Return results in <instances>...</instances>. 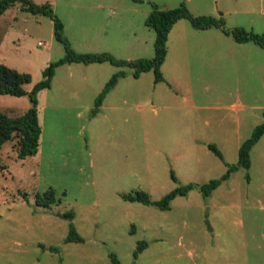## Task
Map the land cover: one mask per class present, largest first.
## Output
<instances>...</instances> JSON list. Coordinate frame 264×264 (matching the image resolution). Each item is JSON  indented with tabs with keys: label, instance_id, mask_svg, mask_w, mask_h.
Segmentation results:
<instances>
[{
	"label": "rangeland",
	"instance_id": "1",
	"mask_svg": "<svg viewBox=\"0 0 264 264\" xmlns=\"http://www.w3.org/2000/svg\"><path fill=\"white\" fill-rule=\"evenodd\" d=\"M31 1L50 5L73 51L128 61L153 56L154 32L144 25L151 3L165 10L184 2L191 15L221 19L227 30L264 35V0ZM165 49L158 82L151 70L133 78L131 68L108 62L54 69L38 95L36 153L17 158L15 135L0 146V264H109L111 253L119 264H264V135L248 168L206 197L191 189L165 210L121 197L141 190L156 201L218 178L264 120V49L186 19L170 28ZM62 55L48 17L17 2L0 14V63L30 74L25 92ZM118 71L124 75L93 113ZM28 106L26 94H0L9 117ZM48 189L55 203L36 205L35 195ZM69 224L81 242L64 241ZM140 241L145 247L134 257Z\"/></svg>",
	"mask_w": 264,
	"mask_h": 264
},
{
	"label": "trees",
	"instance_id": "2",
	"mask_svg": "<svg viewBox=\"0 0 264 264\" xmlns=\"http://www.w3.org/2000/svg\"><path fill=\"white\" fill-rule=\"evenodd\" d=\"M19 3L20 7L31 14H40L48 17L52 22V34L55 41L59 42L63 48V55L57 60L49 62L41 71V79L35 82L28 92H25L22 86L31 80L30 74L20 72L14 68L8 67L0 63V94L12 96H21L26 94L29 106L17 117H9L0 112V146L3 142L10 139L13 135L16 140V157L19 159L25 156L34 155L37 151L40 127L37 122V98L36 94L39 90L49 87L54 69L62 64L70 63H102L108 62L116 67H129L132 69L131 75L137 78L140 73L151 70L154 82L162 80L160 73V65L162 64L166 49L165 43L170 28L179 19H186L189 25L197 30H205L216 27L225 35H230L236 43L252 42L260 48L264 49V35L252 31H246L243 28L235 27L227 30L223 27L221 19L214 18L209 15H191L184 2L178 6L160 10L156 4L151 3V10L144 20V25L154 32L153 40V56L151 58H140L135 60H123L114 58L106 52L102 53H77L73 51L68 41L62 35V23L54 15L48 3L35 4L31 0H0V14L13 3ZM124 75L123 71H118L110 76L105 82L101 91L96 95L94 100L93 113L97 111L104 95L113 87L119 76ZM264 117V110L262 111ZM264 134V120L253 127L250 135L244 139L237 148V160L234 164L226 166V170L218 178L210 179L207 182L196 184L187 183L183 186H177L164 194L160 199L151 201L144 191L138 190L134 193L121 194L122 199L130 202H139L145 205H154L160 210L168 209L169 202L177 195H185L191 189H197L203 197H206L215 189L221 181L228 178L229 174L238 168L247 169L249 166V151L256 141ZM207 148L211 150L217 157L221 159V155L214 144L208 143ZM172 179L174 175L170 173ZM54 192L48 189L42 195H35V204L42 207H48L55 203ZM64 217L71 219L72 213L65 212ZM65 242H81L82 238L77 234L71 224H69ZM145 247V242L140 241L133 252L136 257L137 252ZM51 251L55 248H49ZM109 264H119L114 254H109Z\"/></svg>",
	"mask_w": 264,
	"mask_h": 264
},
{
	"label": "crops",
	"instance_id": "3",
	"mask_svg": "<svg viewBox=\"0 0 264 264\" xmlns=\"http://www.w3.org/2000/svg\"><path fill=\"white\" fill-rule=\"evenodd\" d=\"M40 42H38V44H39ZM41 91H43V89H41V90H39L38 91V93H37V105H36V108H37V110H38V107H39V100H38V95H39V93L41 92ZM37 122H38V119H37ZM264 135V134H263ZM258 141V140H257ZM256 141V142H257ZM38 150V149H37Z\"/></svg>",
	"mask_w": 264,
	"mask_h": 264
}]
</instances>
